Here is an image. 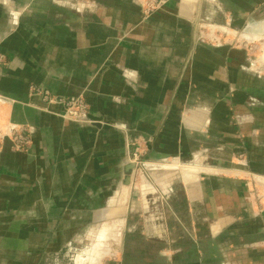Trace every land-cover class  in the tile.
<instances>
[{
    "label": "crops",
    "instance_id": "crops-1",
    "mask_svg": "<svg viewBox=\"0 0 264 264\" xmlns=\"http://www.w3.org/2000/svg\"><path fill=\"white\" fill-rule=\"evenodd\" d=\"M216 13L261 51L203 39ZM75 96L95 120L63 117ZM20 127L0 264H264V0H0V135Z\"/></svg>",
    "mask_w": 264,
    "mask_h": 264
},
{
    "label": "rangeland",
    "instance_id": "rangeland-1",
    "mask_svg": "<svg viewBox=\"0 0 264 264\" xmlns=\"http://www.w3.org/2000/svg\"><path fill=\"white\" fill-rule=\"evenodd\" d=\"M154 1L155 0H148V4L146 6L148 7ZM155 4L157 6L158 3H155ZM161 8H155V10H158ZM215 15H216L215 17L211 16L210 20H207L205 22V24H206L205 26L202 25V26L198 27L199 28V34L203 39H206L207 41H211L212 43H216L218 45H223V46H226V45H228V46L234 45L235 46V43H237L239 41L238 45H241L242 47L247 48L248 51H252V52L261 51V49H260L261 45L259 43H258L259 45L256 43H247L245 41L243 42V40H240L238 37L235 38V36H234L235 28L231 29L230 26L225 27L226 25H224V23L226 21L225 15H223V17L221 14L218 15V13H216ZM213 19L218 20L217 22H219L218 24H221V27L214 26L215 24L212 22ZM46 97L49 99L51 98V96L48 95L47 93H46ZM75 97H81V99H83V106L79 105V106L75 107V110H77L79 113L86 110L88 113V116L90 118V108H89L88 103L84 99V97L83 96H75ZM68 99L64 100L65 112L67 111V109H69V106L66 105ZM65 112H64V114H65ZM64 114H63V117H64ZM64 118H66V117H64ZM66 119H68V118H66ZM71 120H73V119H71ZM74 121H81V120H74ZM88 121H91V119H89ZM12 131H13L12 132L13 133L12 138L10 136H8V137H10V140L12 142V147L15 150H26L31 146V139H30L29 134L27 132H24L21 127L20 128H14ZM20 135L29 139L30 143L28 146L22 145L21 143H18L16 141L15 138L20 137ZM6 136L7 135H5V134L0 135V148H1L2 142L4 141ZM136 155H138L137 152L133 154L132 159H134ZM138 157H139V155H138ZM139 161L141 162L140 163L141 165L142 164L144 165L145 162L143 160L139 159ZM160 163H163V162H160ZM168 164H172V163L169 162ZM138 168H141V167H138ZM244 179H246L247 183H249V185H250L249 191H250L252 197L254 198L255 207H257L258 209H261L262 205H264V174L263 173L262 174L257 173V172H250L247 175V178H244Z\"/></svg>",
    "mask_w": 264,
    "mask_h": 264
},
{
    "label": "built area",
    "instance_id": "built-area-1",
    "mask_svg": "<svg viewBox=\"0 0 264 264\" xmlns=\"http://www.w3.org/2000/svg\"><path fill=\"white\" fill-rule=\"evenodd\" d=\"M168 0H155L151 5L148 7L146 6L148 4V0H141L143 7H144V12L145 14H150L155 10V8H161L164 5H166ZM155 3H158L157 6ZM67 106H69V109L64 114V117L68 119H73V120H81V121H88L90 118L88 116V113L86 110L82 112H78L75 110V107L82 105L83 106V99L81 97H71L67 101ZM12 134H7V136H10L12 138ZM18 143H21L22 145H29L30 141L26 137L20 135V137L15 138ZM134 161L136 163V166L140 164L141 162L139 161L138 155L135 156Z\"/></svg>",
    "mask_w": 264,
    "mask_h": 264
},
{
    "label": "water",
    "instance_id": "water-1",
    "mask_svg": "<svg viewBox=\"0 0 264 264\" xmlns=\"http://www.w3.org/2000/svg\"><path fill=\"white\" fill-rule=\"evenodd\" d=\"M90 119L91 120H95L96 118L94 116L90 115ZM148 165V163H144V166ZM151 165V164H149ZM136 163H131L128 167H127V177H126V182L129 183L131 181L132 178V174H133V169L135 168Z\"/></svg>",
    "mask_w": 264,
    "mask_h": 264
}]
</instances>
